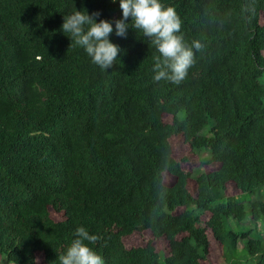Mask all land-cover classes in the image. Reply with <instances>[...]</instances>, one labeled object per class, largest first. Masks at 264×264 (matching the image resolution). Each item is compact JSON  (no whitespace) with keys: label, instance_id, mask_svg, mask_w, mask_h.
Masks as SVG:
<instances>
[{"label":"trees","instance_id":"16d2710c","mask_svg":"<svg viewBox=\"0 0 264 264\" xmlns=\"http://www.w3.org/2000/svg\"><path fill=\"white\" fill-rule=\"evenodd\" d=\"M161 2L202 44L179 84L133 28L107 71L70 46L64 16L118 0H0L7 264H59L80 226L105 264H264V0Z\"/></svg>","mask_w":264,"mask_h":264},{"label":"clouds","instance_id":"9594fccd","mask_svg":"<svg viewBox=\"0 0 264 264\" xmlns=\"http://www.w3.org/2000/svg\"><path fill=\"white\" fill-rule=\"evenodd\" d=\"M117 3V0H111ZM122 17L115 21L100 19L99 12L89 14L87 10H74L64 16L61 31L71 40L70 46H76L90 57L91 62L102 71H107L118 60L120 47L110 40L114 33L124 38L129 28L142 33L159 54L154 65L153 79L179 84L188 75L194 64V50L199 51L202 44L193 41L189 46L181 32L182 21L173 7H166L161 0H118ZM131 18V23L127 21ZM98 237L83 227L75 229V238L71 244L58 254L59 264H105L102 256L89 244Z\"/></svg>","mask_w":264,"mask_h":264},{"label":"rangeland","instance_id":"374dc122","mask_svg":"<svg viewBox=\"0 0 264 264\" xmlns=\"http://www.w3.org/2000/svg\"><path fill=\"white\" fill-rule=\"evenodd\" d=\"M263 77H264V75H263ZM262 83L264 84V79L262 80ZM2 258V257H1ZM3 259V258H2ZM2 259H0V264H7L6 262H5V260L3 259V261H2Z\"/></svg>","mask_w":264,"mask_h":264}]
</instances>
